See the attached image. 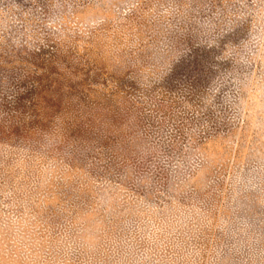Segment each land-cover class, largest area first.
<instances>
[{
	"label": "rangeland",
	"instance_id": "1",
	"mask_svg": "<svg viewBox=\"0 0 264 264\" xmlns=\"http://www.w3.org/2000/svg\"><path fill=\"white\" fill-rule=\"evenodd\" d=\"M0 264H264V0H0Z\"/></svg>",
	"mask_w": 264,
	"mask_h": 264
}]
</instances>
